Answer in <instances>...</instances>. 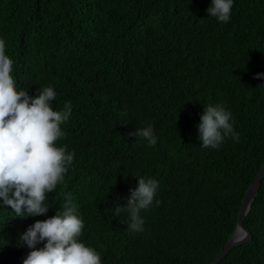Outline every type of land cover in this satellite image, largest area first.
I'll use <instances>...</instances> for the list:
<instances>
[{
  "label": "trees",
  "instance_id": "obj_1",
  "mask_svg": "<svg viewBox=\"0 0 264 264\" xmlns=\"http://www.w3.org/2000/svg\"><path fill=\"white\" fill-rule=\"evenodd\" d=\"M211 0H0V39L17 91L53 87V110L72 104L57 147L74 151L64 181L46 194L45 216L0 209V264L31 251L19 236L63 209L71 193L84 221L80 242L101 264H210L237 226L264 166V0H234L228 23ZM232 114L239 141L203 149V105ZM152 125L149 147L132 135ZM155 179L143 231L127 228L139 178ZM159 201V203H156ZM244 226L250 239L218 264H264V179ZM38 245L37 247H42Z\"/></svg>",
  "mask_w": 264,
  "mask_h": 264
},
{
  "label": "clouds",
  "instance_id": "obj_2",
  "mask_svg": "<svg viewBox=\"0 0 264 264\" xmlns=\"http://www.w3.org/2000/svg\"><path fill=\"white\" fill-rule=\"evenodd\" d=\"M234 0H211L207 9L210 17L228 23ZM5 41L0 39V209L10 206L16 217L45 216L46 194L52 193L64 181L72 166L75 152L67 146L57 147L65 136L61 125L72 116V104L66 102L62 110H53L56 99L53 87L38 89L35 96L15 87L11 76L13 60L5 53ZM264 79V73L257 74ZM232 114L223 105H203V114L196 126L200 147L219 150L226 139L239 141L234 130ZM157 144L152 125L137 128L133 133ZM130 190L126 206L115 205L114 216L127 213V228L131 232L143 231L142 210L149 208L159 188L155 179H137ZM63 209L43 221H36L19 236L21 247L31 251L22 264H101V256L94 248L80 242L84 221L77 213L71 193L65 194ZM159 203V201H156ZM43 245L42 247H37Z\"/></svg>",
  "mask_w": 264,
  "mask_h": 264
},
{
  "label": "water",
  "instance_id": "obj_3",
  "mask_svg": "<svg viewBox=\"0 0 264 264\" xmlns=\"http://www.w3.org/2000/svg\"><path fill=\"white\" fill-rule=\"evenodd\" d=\"M263 179L264 166L262 167L254 183L249 187L248 191L245 194L238 214V222L234 234L232 235L231 239L228 241L224 249L216 256V258L210 264H218L232 249L244 244L250 239V233L244 226V221L252 207L254 197L258 189L260 188Z\"/></svg>",
  "mask_w": 264,
  "mask_h": 264
}]
</instances>
